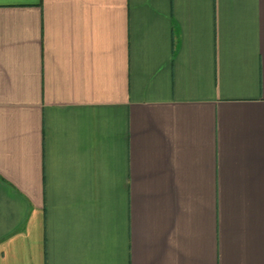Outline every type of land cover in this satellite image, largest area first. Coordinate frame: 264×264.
<instances>
[{
	"label": "crops",
	"instance_id": "0c3cea01",
	"mask_svg": "<svg viewBox=\"0 0 264 264\" xmlns=\"http://www.w3.org/2000/svg\"><path fill=\"white\" fill-rule=\"evenodd\" d=\"M0 264H264V0H0Z\"/></svg>",
	"mask_w": 264,
	"mask_h": 264
}]
</instances>
